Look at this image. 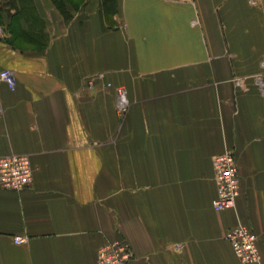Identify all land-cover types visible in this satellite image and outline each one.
Listing matches in <instances>:
<instances>
[{"label":"crops","instance_id":"0c3cea01","mask_svg":"<svg viewBox=\"0 0 264 264\" xmlns=\"http://www.w3.org/2000/svg\"><path fill=\"white\" fill-rule=\"evenodd\" d=\"M102 1H78L65 20L51 0H32L48 47L0 40V72L17 79L13 92L0 78V156L33 167L28 189L0 190V264H98L112 240L131 245L132 264H242L226 240L240 224L258 235L264 264V100L253 79L264 72V0H116L112 13ZM228 150L240 195L217 212L214 160Z\"/></svg>","mask_w":264,"mask_h":264},{"label":"built area","instance_id":"2783aa9c","mask_svg":"<svg viewBox=\"0 0 264 264\" xmlns=\"http://www.w3.org/2000/svg\"><path fill=\"white\" fill-rule=\"evenodd\" d=\"M9 70H2L0 78L7 81L14 89L13 79ZM261 97L264 100V72L253 77ZM241 80L238 79V84ZM117 109L120 115H125L130 108V100L124 87H117ZM217 197L213 200V209L217 212L232 209L240 195L241 176L235 152L228 150L214 160ZM33 181L31 159L26 155L0 156V190L22 192L28 189ZM226 240L231 245L234 254L242 264L259 263L261 253L259 237L247 225L240 224L229 230ZM14 242L21 245L23 237H15ZM135 254L126 240L108 241L98 251V264H132Z\"/></svg>","mask_w":264,"mask_h":264},{"label":"rangeland","instance_id":"374dc122","mask_svg":"<svg viewBox=\"0 0 264 264\" xmlns=\"http://www.w3.org/2000/svg\"><path fill=\"white\" fill-rule=\"evenodd\" d=\"M2 1L3 0H0V40H1V43L6 44L7 46L15 50H19L21 52L32 51L35 53V52H39L40 48H38L36 45H34V43H32L34 42L33 40L36 41L38 34L43 35V33L46 32L48 33L46 37L47 39L46 41L48 43L47 47H48L49 42H50V35L48 32L46 21L44 20L42 21V19H40L41 22L38 24H33V25L28 24L29 27L27 29H29V31L24 33L20 25H21V20H23L22 18L26 15H24L23 13L17 10L16 1L18 0H6V4L3 3ZM20 1H21L22 8L24 10L25 9L23 6L24 0H20ZM79 1H83V0H79ZM32 9L33 11H35V14H36L34 16H37L38 14L36 12L35 7H33ZM72 13L71 14L68 13L69 17L67 16V18L72 19L73 15H75V13L77 12H72ZM67 18L64 17L65 20H69ZM29 33L30 35H28ZM32 35H33L32 37L33 40L29 41L28 37ZM9 71L11 72L10 77L13 79L14 89L9 85L7 81H6V84L8 85L10 90L14 92L17 88V79H16L15 73L11 70ZM93 83L94 81H92V84ZM127 113L123 115V117L126 116Z\"/></svg>","mask_w":264,"mask_h":264},{"label":"trees","instance_id":"16d2710c","mask_svg":"<svg viewBox=\"0 0 264 264\" xmlns=\"http://www.w3.org/2000/svg\"><path fill=\"white\" fill-rule=\"evenodd\" d=\"M54 4V6L62 13V15L67 18L68 16V13L71 14V12L68 11V8L71 6L75 11L79 8V4L77 3L79 0H51ZM115 1L116 0H103L102 1V9H104L105 11L107 12H111V10L114 8L115 6ZM26 4L28 5V8L27 10H23V8H21V13H23L24 16L22 19L23 20H26L28 23H30V25H33V24H38L41 22V18H37V16H34L36 15L35 14V11H33V6H34V3L32 2V0H26ZM112 13V12H111ZM69 17V16H68ZM69 19V18H67ZM43 21V20H42ZM22 31L24 33H26L27 31H29V29H26V30H23ZM27 35V34H26ZM30 35V33L28 34ZM48 33L44 32L43 35L41 34H38V37L35 40L32 39L33 35L28 37L29 38V41H34L32 43H34V45H36L38 48H40L39 50L40 51H43L47 48V37ZM36 43V44H35ZM42 43V44H41ZM39 44V45H38ZM40 46V47H39Z\"/></svg>","mask_w":264,"mask_h":264}]
</instances>
